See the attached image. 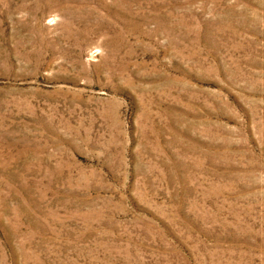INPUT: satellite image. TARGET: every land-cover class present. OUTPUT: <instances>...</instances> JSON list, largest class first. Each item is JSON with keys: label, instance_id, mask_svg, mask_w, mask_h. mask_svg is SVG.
I'll use <instances>...</instances> for the list:
<instances>
[{"label": "rangeland", "instance_id": "rangeland-1", "mask_svg": "<svg viewBox=\"0 0 264 264\" xmlns=\"http://www.w3.org/2000/svg\"><path fill=\"white\" fill-rule=\"evenodd\" d=\"M0 264H264V0H0Z\"/></svg>", "mask_w": 264, "mask_h": 264}]
</instances>
